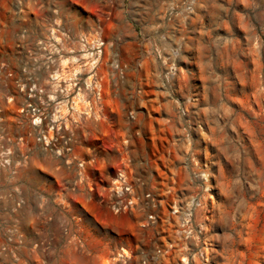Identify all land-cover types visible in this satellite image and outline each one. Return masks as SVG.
Segmentation results:
<instances>
[{
    "label": "rangeland",
    "instance_id": "obj_1",
    "mask_svg": "<svg viewBox=\"0 0 264 264\" xmlns=\"http://www.w3.org/2000/svg\"><path fill=\"white\" fill-rule=\"evenodd\" d=\"M54 19L69 44L98 25L109 42L100 56L109 126L100 118L80 131L95 179L126 157L141 190L201 196L212 264H264V0H0V57L19 29ZM55 164L21 165L13 183L0 169V264H103L122 245L152 251L160 224L99 210L97 190L90 199L81 183L65 195L78 207H59L60 181L71 185L75 170Z\"/></svg>",
    "mask_w": 264,
    "mask_h": 264
},
{
    "label": "built area",
    "instance_id": "obj_2",
    "mask_svg": "<svg viewBox=\"0 0 264 264\" xmlns=\"http://www.w3.org/2000/svg\"><path fill=\"white\" fill-rule=\"evenodd\" d=\"M13 9L21 10L20 1ZM98 28L82 32L71 44L56 19L43 28L29 25L16 32L17 38L8 45V57H0V169L13 183L17 167L44 159L55 161L57 169L75 170L71 185L60 181L59 207H78L65 195L71 191L75 196L82 183L88 198L98 191L100 197L94 200L99 210L116 215L144 213L137 220L141 228L160 224L163 233L155 229L157 239L151 241L150 253L143 252L144 245L140 251L122 245L103 264H212L207 208L199 194L181 197L183 191L177 186L158 183L141 190L142 181L126 168L123 156V166L115 173L103 169L98 179L92 174L95 156L83 142V129L100 118L108 127L112 109L107 58L100 57L109 42L98 35L102 30Z\"/></svg>",
    "mask_w": 264,
    "mask_h": 264
},
{
    "label": "bare ground",
    "instance_id": "obj_3",
    "mask_svg": "<svg viewBox=\"0 0 264 264\" xmlns=\"http://www.w3.org/2000/svg\"><path fill=\"white\" fill-rule=\"evenodd\" d=\"M217 259H219V254L217 255Z\"/></svg>",
    "mask_w": 264,
    "mask_h": 264
}]
</instances>
